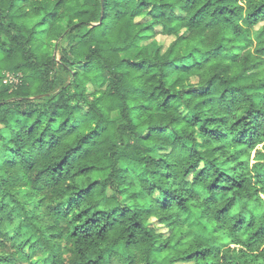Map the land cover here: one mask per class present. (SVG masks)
I'll use <instances>...</instances> for the list:
<instances>
[{
  "label": "trees",
  "instance_id": "trees-1",
  "mask_svg": "<svg viewBox=\"0 0 264 264\" xmlns=\"http://www.w3.org/2000/svg\"><path fill=\"white\" fill-rule=\"evenodd\" d=\"M5 71L0 264H264V0H0Z\"/></svg>",
  "mask_w": 264,
  "mask_h": 264
},
{
  "label": "rangeland",
  "instance_id": "rangeland-1",
  "mask_svg": "<svg viewBox=\"0 0 264 264\" xmlns=\"http://www.w3.org/2000/svg\"><path fill=\"white\" fill-rule=\"evenodd\" d=\"M261 26V24L259 25ZM83 32H78L74 34V37L71 36L70 38H66L62 42V46H69L77 41L76 37H79ZM174 37L172 36H166L163 34H158L154 38H146L143 42V46H145L151 53H154L157 49H160L162 52L166 51L168 46L173 41ZM57 55H60L59 51H57ZM58 75V82L55 90H59L62 86L69 83L70 76L67 72H65L62 68H58L57 71ZM22 78L21 73H10V72H4L2 76H0V83L4 87H14L16 86ZM90 87V85H89ZM12 249V248H9ZM114 264H122V261L119 259H114ZM18 264H24L22 262Z\"/></svg>",
  "mask_w": 264,
  "mask_h": 264
}]
</instances>
